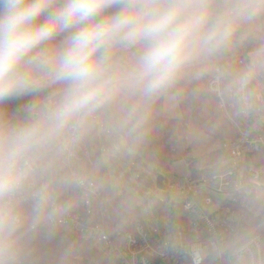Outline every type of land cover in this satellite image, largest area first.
<instances>
[{
	"label": "clouds",
	"instance_id": "9594fccd",
	"mask_svg": "<svg viewBox=\"0 0 264 264\" xmlns=\"http://www.w3.org/2000/svg\"><path fill=\"white\" fill-rule=\"evenodd\" d=\"M258 22H264V0H0V105L58 86L27 104L23 118L0 107V264L21 262L27 220L21 194L71 156L90 118L136 99L121 121L139 127L142 105L188 69L231 49L240 28ZM261 72L264 47L226 90L247 104ZM32 199L31 227L60 211L47 184ZM227 250L234 264H264V243L256 238L241 236ZM223 251L215 248L217 255ZM191 254L200 264L201 249Z\"/></svg>",
	"mask_w": 264,
	"mask_h": 264
},
{
	"label": "trees",
	"instance_id": "16d2710c",
	"mask_svg": "<svg viewBox=\"0 0 264 264\" xmlns=\"http://www.w3.org/2000/svg\"><path fill=\"white\" fill-rule=\"evenodd\" d=\"M260 47H264V22H258L254 26H242L231 49L188 69L173 88L148 105H142L141 114L144 119L135 129L124 125L121 116L123 108L137 103L136 99L118 101L90 118L82 131V141L88 153L83 156L78 172L95 181L101 191V195L93 200L91 214L87 215L81 206L82 192L75 182L67 177L63 160L57 163L54 174L37 177L39 189L47 184L53 197H57L65 209L83 214L91 223H104L110 238L121 242L132 224L143 222V219L138 198L132 193L120 194L113 187L103 154L104 146L108 150L109 143L101 131L106 127L115 130L129 147L136 151L140 159L165 170H169L181 159L190 161L194 170L199 166L227 159L229 155L222 149L201 157H193L187 143V124H195L221 142L236 137L235 130L221 110L218 97L209 91L207 84L215 68H221L224 72V95L230 99L231 93L226 90L227 85L235 73L249 63V55ZM239 60H243V63ZM201 71H204V75H198ZM57 87L53 85L33 95L10 99L0 107L10 116L23 118L27 104L51 94ZM167 94L175 95L182 113L180 118L164 116L163 104ZM118 156L120 157V154ZM256 159L258 163L264 164V152ZM116 170L119 172L118 164ZM138 178L153 183L147 174L140 173ZM66 179L69 182H65ZM33 207V202L20 205L27 218L26 230L22 235L23 251L20 264H109V253L105 249L93 241L71 235L51 221L54 215L51 218H41L31 227ZM262 235L264 239V227Z\"/></svg>",
	"mask_w": 264,
	"mask_h": 264
},
{
	"label": "built area",
	"instance_id": "2783aa9c",
	"mask_svg": "<svg viewBox=\"0 0 264 264\" xmlns=\"http://www.w3.org/2000/svg\"><path fill=\"white\" fill-rule=\"evenodd\" d=\"M223 76L221 68L216 67L207 85L218 97L221 110L236 134L235 138L222 141L221 149L229 156L217 162L228 159L231 162L219 168L209 164L194 170L191 162L184 159L185 174L172 181L164 178L162 191L175 190L184 196V214L174 216L169 232L160 225L139 221L132 224L121 242H115L104 223H91L83 214L65 209L57 197L53 203L60 211L51 221L75 237L97 243L109 253V264H194L191 254L194 247L201 249L200 264H234L227 250L229 242L250 236L264 243V164L256 159L264 152V74L260 73L249 86L251 96L247 104L238 102L232 94L230 99L225 97ZM87 153L81 134L63 164L68 178L83 180L75 184L82 192L81 206L88 215L101 191L95 181L78 172ZM204 189L220 194L221 198L215 199L202 192ZM36 191H39L37 177L21 194L20 205L34 203L32 196ZM217 247L224 249L222 254L215 253Z\"/></svg>",
	"mask_w": 264,
	"mask_h": 264
},
{
	"label": "rangeland",
	"instance_id": "374dc122",
	"mask_svg": "<svg viewBox=\"0 0 264 264\" xmlns=\"http://www.w3.org/2000/svg\"><path fill=\"white\" fill-rule=\"evenodd\" d=\"M253 52L249 57H251ZM163 114L168 118L181 117V109L175 95H165ZM186 130L187 143L193 157H201L221 149L222 142L220 139L207 134L195 124H187ZM101 133L104 134L106 141L109 143L108 150L104 146L103 154L114 189H117L120 194L124 192L134 194L139 200L143 221L151 226L160 225L165 228L166 232H169L174 216L181 217L184 214V196L181 192L175 190H171L170 193L159 190L155 182L158 174L163 175L169 181L175 180L185 174L187 168L184 159L175 162L169 170H165L140 159L136 151L130 148L125 139L115 130L106 127ZM118 154H120V157ZM230 162L231 159L225 162H215L212 164V167L227 166ZM117 164L119 165V172L116 170ZM140 173L147 174L153 183L139 180L138 176ZM202 192L213 196L217 200L221 198L220 194L208 189H204Z\"/></svg>",
	"mask_w": 264,
	"mask_h": 264
},
{
	"label": "water",
	"instance_id": "95a60500",
	"mask_svg": "<svg viewBox=\"0 0 264 264\" xmlns=\"http://www.w3.org/2000/svg\"><path fill=\"white\" fill-rule=\"evenodd\" d=\"M156 187L159 189V190H164L165 189V184H164V176L161 175V174H158L157 175V178H156Z\"/></svg>",
	"mask_w": 264,
	"mask_h": 264
}]
</instances>
